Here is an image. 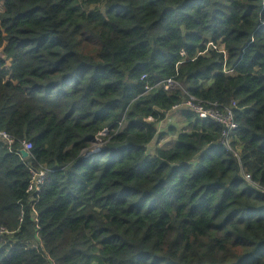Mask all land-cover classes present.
I'll use <instances>...</instances> for the list:
<instances>
[{"label":"trees","instance_id":"16d2710c","mask_svg":"<svg viewBox=\"0 0 264 264\" xmlns=\"http://www.w3.org/2000/svg\"><path fill=\"white\" fill-rule=\"evenodd\" d=\"M0 132V264H264V0H0Z\"/></svg>","mask_w":264,"mask_h":264},{"label":"built area","instance_id":"2783aa9c","mask_svg":"<svg viewBox=\"0 0 264 264\" xmlns=\"http://www.w3.org/2000/svg\"><path fill=\"white\" fill-rule=\"evenodd\" d=\"M211 45V44H208ZM211 47L214 48L212 45ZM227 73V72H225ZM169 84H174L172 81H167L166 84L163 86L164 89L166 90ZM187 108H190L193 110V112L197 115V118L200 120H205L209 119L217 124L221 125L223 128L222 131V136L220 138V144L223 146L227 151L233 153V149L236 150V154L239 155V151L232 146V141L234 140V134L237 129V126L234 124L232 120V115L230 111H227L225 114H219L215 110H206L202 108L200 105L199 106H193L190 103ZM183 104V105H186ZM179 107H174L172 111L178 110ZM186 109V108H184ZM0 142L6 145L8 149L11 148V146L14 143V140L10 138L8 135H6L3 132H0ZM22 150L27 152L29 156V150L31 149V146L29 143L22 142L21 143ZM94 150L97 151V149L94 148ZM95 151H93L94 153ZM20 156V155H19ZM50 173V171L44 169V168H39L37 171H31V177L28 183L27 187V193H33V192H38L44 185V181L46 179L47 174ZM240 175L242 177V181L245 182L250 189H252L254 192L262 195L264 197V188L261 187L260 185L254 183L249 175H246L243 173V171H240ZM10 235L8 232L0 228V238L4 236ZM36 247L30 246V249H35Z\"/></svg>","mask_w":264,"mask_h":264},{"label":"rangeland","instance_id":"374dc122","mask_svg":"<svg viewBox=\"0 0 264 264\" xmlns=\"http://www.w3.org/2000/svg\"><path fill=\"white\" fill-rule=\"evenodd\" d=\"M208 48H212L211 45H207ZM214 48L216 49H220L219 46H215ZM178 90V87L175 85V84H169L167 89H166V92H174ZM189 106V104H186V105H183L181 107L178 108V110H175V111H170L166 114L164 120L158 124L157 126V133L158 134H167V138L160 142L159 143V146H166L168 147V143H171V142H174L175 139L174 137H172L171 135H168V130L170 129H174L176 132H182L183 129L185 128L186 126V122H185V118L182 116V113H180V110L183 109V108H187ZM157 146L155 143H153L150 147H149V151H150V154L154 152V147ZM96 147H102L101 144H97L96 146H94V148ZM93 148V149H94ZM160 148V147H159ZM238 151H239V154H240V150L238 148H236ZM93 151H96V150H93ZM93 151H90V153H93ZM233 153L236 155V150L233 149Z\"/></svg>","mask_w":264,"mask_h":264},{"label":"water","instance_id":"95a60500","mask_svg":"<svg viewBox=\"0 0 264 264\" xmlns=\"http://www.w3.org/2000/svg\"><path fill=\"white\" fill-rule=\"evenodd\" d=\"M19 155L22 159H26L28 157L27 152H25L24 150H20Z\"/></svg>","mask_w":264,"mask_h":264}]
</instances>
